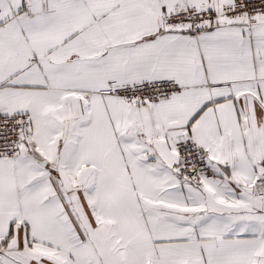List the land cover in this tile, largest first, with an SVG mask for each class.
<instances>
[{"label": "snow or ice", "instance_id": "snow-or-ice-1", "mask_svg": "<svg viewBox=\"0 0 264 264\" xmlns=\"http://www.w3.org/2000/svg\"><path fill=\"white\" fill-rule=\"evenodd\" d=\"M0 264H264V0H0Z\"/></svg>", "mask_w": 264, "mask_h": 264}]
</instances>
